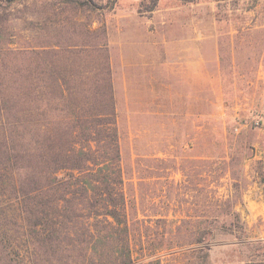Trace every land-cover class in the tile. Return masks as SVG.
<instances>
[{
    "label": "rangeland",
    "instance_id": "rangeland-1",
    "mask_svg": "<svg viewBox=\"0 0 264 264\" xmlns=\"http://www.w3.org/2000/svg\"><path fill=\"white\" fill-rule=\"evenodd\" d=\"M2 94L9 134L113 111L129 264H264L237 207L264 183V0H0Z\"/></svg>",
    "mask_w": 264,
    "mask_h": 264
},
{
    "label": "trees",
    "instance_id": "trees-1",
    "mask_svg": "<svg viewBox=\"0 0 264 264\" xmlns=\"http://www.w3.org/2000/svg\"><path fill=\"white\" fill-rule=\"evenodd\" d=\"M3 99L1 118L3 108L15 105ZM110 113H92L93 127L106 125L105 131L0 130V264L132 262L119 134ZM5 208L16 212L13 220ZM10 222L20 229L12 231Z\"/></svg>",
    "mask_w": 264,
    "mask_h": 264
},
{
    "label": "crops",
    "instance_id": "crops-1",
    "mask_svg": "<svg viewBox=\"0 0 264 264\" xmlns=\"http://www.w3.org/2000/svg\"><path fill=\"white\" fill-rule=\"evenodd\" d=\"M254 181L243 192V202L238 204V209L251 228L249 241L264 240V183L258 181L259 177H254ZM210 264H260L252 261H225L213 260Z\"/></svg>",
    "mask_w": 264,
    "mask_h": 264
}]
</instances>
